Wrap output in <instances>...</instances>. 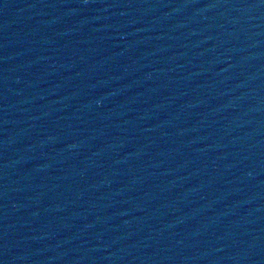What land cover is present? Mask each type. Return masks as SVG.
<instances>
[{
  "label": "water",
  "instance_id": "95a60500",
  "mask_svg": "<svg viewBox=\"0 0 264 264\" xmlns=\"http://www.w3.org/2000/svg\"><path fill=\"white\" fill-rule=\"evenodd\" d=\"M186 264H264V0H238Z\"/></svg>",
  "mask_w": 264,
  "mask_h": 264
}]
</instances>
